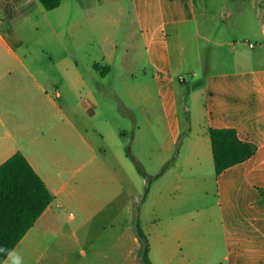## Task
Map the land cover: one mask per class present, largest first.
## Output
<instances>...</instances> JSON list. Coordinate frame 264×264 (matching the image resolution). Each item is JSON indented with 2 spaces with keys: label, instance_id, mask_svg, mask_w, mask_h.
<instances>
[{
  "label": "crops",
  "instance_id": "crops-1",
  "mask_svg": "<svg viewBox=\"0 0 264 264\" xmlns=\"http://www.w3.org/2000/svg\"><path fill=\"white\" fill-rule=\"evenodd\" d=\"M36 1L0 0V166L21 153L53 200L3 264H144L146 246L152 264L177 256L194 264L196 254L201 264H264V0L110 1L127 20L117 77L155 140L165 125L171 141L161 169L147 174V195L119 127L140 128L139 120L113 103L116 36H103L97 56L83 55L92 15L108 20L115 8L79 5L71 24L48 25L54 55L50 43L27 45L21 33L19 18L33 30L25 11ZM145 62L158 104L127 80L146 75ZM184 74L194 85L189 105ZM211 129H234L254 154L216 174ZM202 220L217 229L209 249L197 231Z\"/></svg>",
  "mask_w": 264,
  "mask_h": 264
},
{
  "label": "rangeland",
  "instance_id": "rangeland-1",
  "mask_svg": "<svg viewBox=\"0 0 264 264\" xmlns=\"http://www.w3.org/2000/svg\"><path fill=\"white\" fill-rule=\"evenodd\" d=\"M109 1V5H107ZM111 0H61V7L53 10V11H46L43 6L36 1V7L33 10H26L25 13L29 15L31 19V23L33 24V30L30 27V24L23 23L22 19L19 18V23L24 25V29H21V33L23 35V38H25L27 45H33L37 42L44 41L46 43H50V50L54 55H59V49L57 47V37L55 35H52L50 33V28L48 25H54L55 29L59 31V24L63 21H66V24L69 25L74 21L75 18V8L76 6H83L86 9H102L106 5L109 7H114L115 12L114 17L111 18L109 16L108 20L102 16L101 13L96 15V12L92 15L93 22L91 20V14L86 16V22L88 21V24H93L94 29L93 33L91 34L92 43L90 45L85 46L83 48V55L84 57H87L88 54L97 56L99 52L101 51L102 47V38L106 34H113L116 37L114 38L117 40L118 44V50H117V58L113 66V72H114V84L116 89L118 90V95L114 97V107L119 109L122 108L123 105H127L132 112L137 116V119L139 120V127L140 128H134L133 126H128L127 121H122V124H120V130L123 133V149L130 158V162L132 166L135 168V170L138 172V174L145 178L138 169V165L142 168V170L145 172V174L150 175L152 173H155V171H158L161 169V166L158 165V157L162 153L165 155L166 153V146L171 142L170 136L167 133V129L165 125L162 127L161 137L155 140L154 133L152 127L149 125V123L146 122L143 118L142 113V106H140L137 96L130 93L127 90L126 84H124L122 79H119L117 77V74L123 73L125 69H122V64L120 62V56L122 55V34H123V24L127 22L125 17L123 15L118 14L116 9L118 8V4H112L110 3ZM116 1V0H112ZM24 13V15H25ZM85 22V21H84ZM230 34H234L233 31L228 32V36ZM141 66H146L147 73L146 75L142 76H136V78H127L129 81V84L132 88H138L146 86L147 89L151 90L152 92V98L153 102L155 104H158L159 102V95L157 92V83L155 78L153 77L154 74L150 70V65L145 62L141 64ZM181 83L179 85L183 88L184 93V101L187 102V104H191L192 99V90H193V79L190 74H184L181 75ZM134 129H135V137H134ZM141 132H140V130ZM181 145V141L178 144L172 145V152L171 156L167 160V164L172 163V161L175 159V155L177 154L179 147ZM166 164V165H167ZM147 175V176H148ZM150 180H153V178L149 177ZM195 219L197 220V216L195 215ZM197 231L200 234L201 237H206L205 243L206 247L208 249L210 248L211 243H214L213 241L217 239L212 238L213 233L217 232V229L215 226L212 228H208L206 224H204L203 220L199 221V224L197 225ZM204 243V244H205ZM217 243V242H216ZM211 250V249H210ZM207 251L206 253H208ZM202 256V254H196L189 256L191 259L193 258L194 264H201L199 261V257ZM210 255H205V257ZM214 257H216V260H218V252L217 247L215 254H213ZM187 257V256H185ZM168 264H183L182 256L175 257L171 262Z\"/></svg>",
  "mask_w": 264,
  "mask_h": 264
},
{
  "label": "trees",
  "instance_id": "trees-1",
  "mask_svg": "<svg viewBox=\"0 0 264 264\" xmlns=\"http://www.w3.org/2000/svg\"><path fill=\"white\" fill-rule=\"evenodd\" d=\"M38 1L46 11H53L61 4V0ZM209 134L216 174L246 161L255 152V146L241 141L234 129H211ZM138 169L146 178L147 195L152 180L139 165ZM52 200V194L21 153L13 155L0 166V264H3ZM143 262L152 264L147 246Z\"/></svg>",
  "mask_w": 264,
  "mask_h": 264
}]
</instances>
